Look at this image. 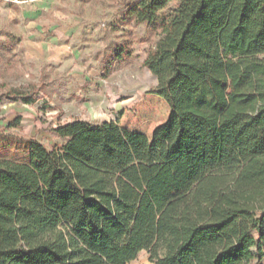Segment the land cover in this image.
I'll return each mask as SVG.
<instances>
[{"label":"trees","instance_id":"16d2710c","mask_svg":"<svg viewBox=\"0 0 264 264\" xmlns=\"http://www.w3.org/2000/svg\"><path fill=\"white\" fill-rule=\"evenodd\" d=\"M129 1L170 117L150 136L74 119L53 148L8 123L0 264H264V0ZM131 56L126 40L106 77ZM44 89L0 81V107Z\"/></svg>","mask_w":264,"mask_h":264},{"label":"rangeland","instance_id":"374dc122","mask_svg":"<svg viewBox=\"0 0 264 264\" xmlns=\"http://www.w3.org/2000/svg\"><path fill=\"white\" fill-rule=\"evenodd\" d=\"M137 1L129 2L133 6ZM122 6L123 0H0V81L22 88L41 81L45 84V95L40 94L34 105L19 103L6 113L0 109V131L20 117L21 126L12 130L13 134L35 138L53 148L60 146V141L50 128L74 119L94 124L115 122L149 136L169 119L170 106L152 93L158 82L144 66L156 38L145 25L125 24ZM50 20L70 28L89 26L92 36L103 41L101 52L90 56L94 60L89 66L94 74L90 81L81 83L67 70L40 67L24 57L23 35L38 31L32 23L41 25ZM81 34L86 36L84 31ZM126 40L131 42L132 56L116 63L106 77L117 46ZM130 264L153 263L148 253L142 252Z\"/></svg>","mask_w":264,"mask_h":264},{"label":"crops","instance_id":"0c3cea01","mask_svg":"<svg viewBox=\"0 0 264 264\" xmlns=\"http://www.w3.org/2000/svg\"><path fill=\"white\" fill-rule=\"evenodd\" d=\"M32 25L37 27L38 31L33 30L21 38L24 57L28 61L40 67L52 66L55 69L67 70L73 80L76 79L81 83L90 81L94 75L89 68L94 62L90 56L95 51L97 55L101 52L99 47H102L103 41L92 36L89 26L70 28L66 27L64 22L59 24L53 20L41 25L37 23H32ZM81 31H84L86 36H83ZM79 34L80 36H78ZM94 42H97V48H95ZM18 104H3L0 107L1 113H6L13 105Z\"/></svg>","mask_w":264,"mask_h":264}]
</instances>
